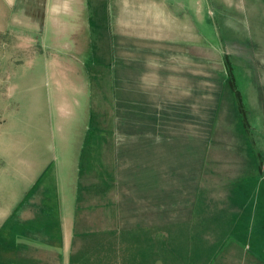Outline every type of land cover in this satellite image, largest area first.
Masks as SVG:
<instances>
[{
	"label": "crops",
	"instance_id": "crops-1",
	"mask_svg": "<svg viewBox=\"0 0 264 264\" xmlns=\"http://www.w3.org/2000/svg\"><path fill=\"white\" fill-rule=\"evenodd\" d=\"M206 3L110 0L118 13L100 35L63 28L79 14L42 8L59 46H48L47 66L68 72L49 82L60 157L0 144L13 150L0 157V238L28 220L29 250L59 264H264V76L253 71L264 60L249 66L260 91L238 99L204 29ZM75 50L89 60L84 76ZM79 115L92 124L63 126Z\"/></svg>",
	"mask_w": 264,
	"mask_h": 264
},
{
	"label": "rangeland",
	"instance_id": "rangeland-1",
	"mask_svg": "<svg viewBox=\"0 0 264 264\" xmlns=\"http://www.w3.org/2000/svg\"><path fill=\"white\" fill-rule=\"evenodd\" d=\"M33 1L34 3L29 5V0H19L18 3L13 0H0V144L8 147L10 142H28L32 144V154L35 158L41 159L47 155H50V158L54 155L59 158L58 127L61 120L57 116V106L53 102L54 86L49 82L53 80L51 78L53 72L59 74L58 77L62 80L63 75H68V72L65 71L63 64L61 71L48 68L50 64L46 60L48 46L56 48L59 46L53 43V37L45 36L47 23L45 25L43 22L42 8L49 9L51 13L55 9L52 17L62 18L63 12L68 8L64 10L58 3L52 4L53 0H44L43 5L42 0ZM94 1L97 11L91 6L89 12L92 0H85L89 4L85 11L84 7L80 12L74 7L68 10L65 15L67 18L69 13L79 14V18L74 20L71 17L68 22L64 18L63 22L69 26L63 28L72 30L75 26L81 25L83 30H94L99 35L106 31L107 22L110 24L113 14L118 13L117 7L112 8L110 0ZM206 2L204 29L206 30L208 25L210 44L221 49L220 56L226 55L228 58L238 83L237 87L240 89L239 93L249 90L251 94H257L260 86L256 88L250 81L252 78L248 79V76L250 67L253 68L256 63L255 59L264 60V0H206ZM95 16L98 20H103L102 28L96 26ZM80 39L79 36L73 37L70 44H77L74 40ZM60 46L62 47L63 43ZM77 52L75 50L68 55L76 59L78 62L76 66L84 76L89 70L87 69L89 60ZM253 71L258 72L259 80L260 76H264V68L254 67ZM247 81L249 84L245 83ZM95 105L97 108L100 106ZM97 116L94 113L95 121L100 122L101 118ZM70 123L73 127L92 124L89 123L87 115L84 119L80 115L76 118L73 116L63 126ZM11 151L13 150H2L0 157L10 158ZM11 226L20 232V236L15 239L6 236L0 238V257L3 259L0 260V264L61 263V259L54 261L42 259V253H37L34 249L29 250L28 220L12 223ZM5 227L4 223L0 222V233L1 228Z\"/></svg>",
	"mask_w": 264,
	"mask_h": 264
},
{
	"label": "trees",
	"instance_id": "trees-1",
	"mask_svg": "<svg viewBox=\"0 0 264 264\" xmlns=\"http://www.w3.org/2000/svg\"><path fill=\"white\" fill-rule=\"evenodd\" d=\"M227 60H228V58L225 56V66H226V69H227V73H228V77H229V83H230V85H231V87H232V89H233V93L237 96V98L239 99V97H240V93H239V90L238 89H236V86H235V83H234V75H233V68H232V66H231V64H230V62H229V60H228V62H227ZM241 103V102H240ZM241 108V112L243 113V115H242V117H243V120H244V122H245V124H247L246 123V121H247V115H246V113L242 110V107H240ZM245 113V114H244Z\"/></svg>",
	"mask_w": 264,
	"mask_h": 264
}]
</instances>
